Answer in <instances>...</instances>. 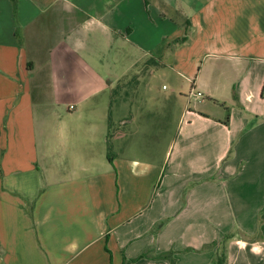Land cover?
Here are the masks:
<instances>
[{
  "label": "crops",
  "instance_id": "1",
  "mask_svg": "<svg viewBox=\"0 0 264 264\" xmlns=\"http://www.w3.org/2000/svg\"><path fill=\"white\" fill-rule=\"evenodd\" d=\"M152 57L203 97L114 115ZM263 210L264 0H0V264H264Z\"/></svg>",
  "mask_w": 264,
  "mask_h": 264
},
{
  "label": "rangeland",
  "instance_id": "2",
  "mask_svg": "<svg viewBox=\"0 0 264 264\" xmlns=\"http://www.w3.org/2000/svg\"><path fill=\"white\" fill-rule=\"evenodd\" d=\"M117 57H116V52H114L113 54H111L110 58H109V62L111 63L112 58H118L119 62L115 64H113V66H115L116 70L121 72L123 71L121 69V67H125L127 66L128 62L126 60V58L123 57V54H119L117 53ZM118 67V68H117ZM152 69H148L145 70L144 72L141 71L140 66H135L133 68V70L123 76L121 79L126 78L125 81H132L133 78L135 76H137V78L134 79V81H132V84L126 89L125 91H120L119 96L117 97L118 99V103L115 105L114 108V115H116L117 113H121L122 112V106L120 104V102L126 98H128L129 96L126 95H136L137 97L143 96V103L145 105H151L152 103L150 102H146L147 100V93L149 92V90L152 88L154 93L158 94V95H163V96H177V97H181L183 96V98L190 93V91L192 90V88L194 87V85L192 84V82L187 81V79H184L180 76H178L174 71H172L170 69V67L168 68H161L159 70H157L156 75L152 77ZM152 77V78H151ZM168 88V90H163V87ZM128 92L127 94H125V92ZM133 93V94H132ZM131 97V96H130ZM129 97V98H130ZM128 98V99H129ZM116 100V101H117ZM120 101V102H119ZM231 106H227V109H230ZM134 112H137L140 109L139 103H137V105L132 107ZM138 136V134L135 135V137ZM140 141H142V139L140 138ZM63 168V165H59L57 166V168ZM260 225H262V223H260ZM234 234V239H240V240H244L245 242L249 243L253 240H258L260 241L262 239V234L259 231L255 236H250L248 233L245 232H241L239 230H235L233 232ZM244 235L248 236L245 240ZM251 240H247L250 239Z\"/></svg>",
  "mask_w": 264,
  "mask_h": 264
},
{
  "label": "trees",
  "instance_id": "3",
  "mask_svg": "<svg viewBox=\"0 0 264 264\" xmlns=\"http://www.w3.org/2000/svg\"><path fill=\"white\" fill-rule=\"evenodd\" d=\"M13 2H14V6H15V9H16V6H17V0H13ZM185 27H186V33H185V36H183V37H181V38H179V39H177L175 42H173L170 46H169V51L170 52H173L175 49H176V47H178L179 45H181L182 43H184L185 41H187L188 40V38H189V35H190V32H191V22H188L186 25H185ZM165 67V64H163V62H162V59H155V58H149L145 63H143V64H141L140 65V68H141V71H145V70H148V69H151V68H153L152 69V71L153 70H158V69H161V68H164ZM135 78H137V76H135L134 78H133V80L132 81H134V79ZM125 79L126 78H123V79H121L118 83H117V85H116V88L114 89V92H113V94H114V98L117 100L118 98V96H119V94H120V91H125V88L127 87H129L131 84H132V81L130 80V81H125ZM126 88V89H127ZM128 92L126 91L125 92V94H127ZM111 125H112V120H111ZM111 160V159H110ZM112 161V160H111ZM263 212H264V210H263ZM261 223H263L262 222V220L260 221ZM244 237H245V240H246V238L248 237L247 235L245 236L244 235ZM234 238V234L233 233H231V234H228L225 238H224V240L221 242V245H220V247H219V252H218V256H217V259H216V261L217 262H220V263H222L221 262V258L224 256V255H226L227 254V252H228V245H229V242L232 240ZM247 240H251V238L250 239H247ZM216 244H213L211 247H214ZM173 252H169V253H165V254H162V255H158L157 257H155L156 259H169V260H171L170 262H171V264H176V261L174 260V258H173ZM149 257V253L148 252H146V253H144V254H142L140 257H139V259H143V258H148ZM215 261V262H216Z\"/></svg>",
  "mask_w": 264,
  "mask_h": 264
},
{
  "label": "built area",
  "instance_id": "4",
  "mask_svg": "<svg viewBox=\"0 0 264 264\" xmlns=\"http://www.w3.org/2000/svg\"><path fill=\"white\" fill-rule=\"evenodd\" d=\"M187 97H188L189 102L191 104L193 101H195L199 98H202L203 95L200 92H197L195 88H192V90L190 91V93L188 94Z\"/></svg>",
  "mask_w": 264,
  "mask_h": 264
}]
</instances>
